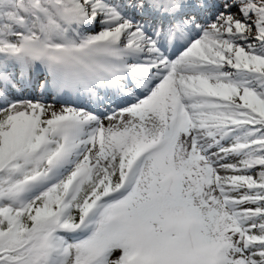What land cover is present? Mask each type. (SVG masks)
Segmentation results:
<instances>
[{"label":"snow or ice","instance_id":"1","mask_svg":"<svg viewBox=\"0 0 264 264\" xmlns=\"http://www.w3.org/2000/svg\"><path fill=\"white\" fill-rule=\"evenodd\" d=\"M0 264H264V0H0Z\"/></svg>","mask_w":264,"mask_h":264}]
</instances>
